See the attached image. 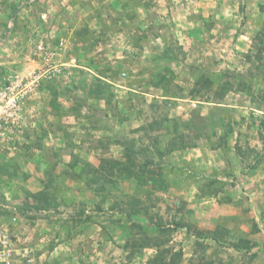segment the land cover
Listing matches in <instances>:
<instances>
[{"label": "rangeland", "instance_id": "374dc122", "mask_svg": "<svg viewBox=\"0 0 264 264\" xmlns=\"http://www.w3.org/2000/svg\"><path fill=\"white\" fill-rule=\"evenodd\" d=\"M167 47L175 59L157 64ZM224 72L234 88L222 99L197 87V76ZM15 75L37 82L22 101V134L0 144V226L30 264H149L158 254L167 264L175 254L173 264H264V0H0V81ZM97 84L106 98L91 94ZM153 122L156 147L138 131ZM179 132L186 147L170 153ZM117 141L153 154L167 188L131 176L100 192L92 176L70 175L76 158L75 173L124 161ZM50 170L52 206L37 211L28 197ZM177 222L218 229V241ZM241 239L249 248L233 246Z\"/></svg>", "mask_w": 264, "mask_h": 264}, {"label": "trees", "instance_id": "16d2710c", "mask_svg": "<svg viewBox=\"0 0 264 264\" xmlns=\"http://www.w3.org/2000/svg\"><path fill=\"white\" fill-rule=\"evenodd\" d=\"M175 59L174 52L170 48H166L165 51L159 55L155 56L154 61L158 64L161 61L165 62H171ZM165 69L168 70V67ZM165 74L159 73V79L164 80ZM228 76V72H224L218 79L215 78L212 75L207 74H201L200 76L196 77V85L200 88V90H204L208 93L214 92L215 95L214 98L216 99H222L228 92L232 91L234 88V84L231 80L225 79V77ZM166 78V77H165ZM157 85V84H156ZM106 87L102 85H98L92 89L91 94H94L97 99L106 98ZM200 92V91H198ZM51 93L53 96V99L51 101V105L55 109H60V105L58 103L59 93L56 89H51ZM157 122L149 123L147 127H143L142 129H139L138 131L145 132V135H147L148 138L151 139L152 144L156 147L159 137H153L152 132L159 127ZM179 126V125H178ZM177 126V128H178ZM178 132V130H176ZM227 134H232V130L228 129ZM156 143H155V142ZM119 145L124 146V155L125 160H103L99 168L91 167L90 164L86 163L83 165L82 169L80 170V173H75L73 170L77 168L79 163H82L84 161L80 160L79 158L74 159L70 164V175H72L73 178H81L83 174L90 175L92 178L89 179V183L96 184L99 186L100 192H105V185L107 183H116L115 178H128V177H135L136 180L141 184H148V186L151 187V189H155V187H158L159 189L167 188L168 182L166 181V175L163 172L162 167H160L158 164L154 163L153 154L151 156H145L144 155V149L141 150V152L138 153L136 150V143L134 141H126V142H116ZM187 144L186 136L183 133L179 132V135H175L174 139L169 143L168 152H176L180 150H184ZM149 150V148H147ZM160 158L165 157L164 152L157 153ZM139 157H142V160H138ZM56 163H54L53 168L56 166ZM157 165L159 167H157ZM2 168H0L1 170ZM49 177V183L46 186V189L39 192L35 195H29L28 202L31 204L32 208L36 209L37 211H42L45 209H48L52 206V200L49 193V190H51V187L53 186V180L51 177H53V171L50 170L47 172ZM149 182V183H147ZM216 186V180L214 179L209 183L207 186L208 190H211V188H215ZM152 193L151 191L148 192V198L150 199ZM140 204V201H137V203L134 204V214L137 213L135 211L136 206ZM14 214L17 212H13ZM13 213H11V217H13ZM177 227H187V229L190 232H194V235L197 238H211L215 241H218L217 236L220 235V231L218 229L216 231H199L196 229H193V226L190 224H185L182 222L176 223ZM138 226V225H135ZM155 226L157 227V230L159 232H165L164 236H166V232L170 229H167L166 226L163 223H156ZM176 229V227H175ZM193 229V230H192ZM222 232V231H221ZM225 233H221L223 235ZM147 237V236H146ZM150 238V237H148ZM162 238V237H161ZM167 243V239H157L149 240V243L147 242V246H145V243L141 244V247H148V248H154V247H161ZM233 246L236 249H243V248H249V241L241 239L238 243H233ZM175 257H180V254H175ZM166 255L165 254H158L156 255L152 260H150L149 264H167L165 260ZM173 257V263H176V259Z\"/></svg>", "mask_w": 264, "mask_h": 264}, {"label": "built area", "instance_id": "2783aa9c", "mask_svg": "<svg viewBox=\"0 0 264 264\" xmlns=\"http://www.w3.org/2000/svg\"><path fill=\"white\" fill-rule=\"evenodd\" d=\"M36 82L37 78H22L19 75L11 76L5 82L0 81V144L15 143L17 136L22 134V101L34 91ZM16 220L13 217L10 221L14 224ZM29 255L27 249L18 247L9 224L0 226V264H22L23 261L30 264Z\"/></svg>", "mask_w": 264, "mask_h": 264}]
</instances>
